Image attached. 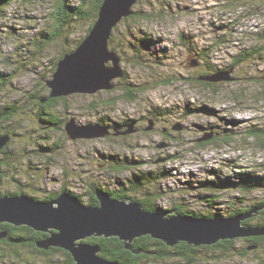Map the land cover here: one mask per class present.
<instances>
[{
  "label": "rangeland",
  "instance_id": "rangeland-1",
  "mask_svg": "<svg viewBox=\"0 0 264 264\" xmlns=\"http://www.w3.org/2000/svg\"><path fill=\"white\" fill-rule=\"evenodd\" d=\"M59 1L10 0L0 11V109L10 106L15 110L11 119L0 124V133L8 131L11 135L3 154L7 177L0 183L1 193L17 191L42 200L66 188L80 195L85 204L87 185L92 181L113 188L117 179H125L133 171L145 174L162 169L171 170V175L146 188L155 193L152 185L164 187L165 194L156 200L159 206L165 208L180 200L187 208L211 212L200 199L203 189L190 188L186 180L211 179V168L220 169L222 175L231 173L233 168L223 160L226 155L239 157L240 172L264 174V148L259 138L249 137L252 123L264 130V0L137 1L133 8L150 13L151 18L120 21L109 40L110 49L121 57L126 77L119 81H124L112 90L63 96L53 111L63 122L73 118L85 124L106 117H130L138 118L143 127L124 138L111 134L92 139H70L63 127L50 129L40 121L38 97L49 92L45 80L51 78L55 70L52 66L86 35L90 24L74 20L52 36V15ZM68 2L75 6L79 0ZM247 48L260 53L234 66L231 81L208 88L195 79L206 71L205 66L228 70L233 57ZM202 50L204 57L200 59ZM190 54L198 57L200 65H191ZM165 76L172 83L153 86ZM125 81L134 86L144 84L146 90L135 101L120 99ZM111 98L118 99L108 101ZM189 107L204 108L209 113L198 112L186 118ZM155 108L169 113L153 121L149 111ZM224 117L237 121L239 137L233 146L198 147L188 143V138L203 133L196 125H226ZM149 120L152 129L146 130ZM177 123L189 128L173 130ZM159 144L165 145L159 148ZM109 159L142 162L138 168L116 174L102 168L110 164ZM239 194L241 204L246 199L241 197L242 192ZM255 194H264V187ZM2 246L0 253L7 251ZM235 247L241 252V246ZM252 250L244 255L219 253L220 259L209 263L264 264L263 254ZM17 253L0 256V264H66L61 252L46 257L20 247ZM198 259L203 264L202 258ZM170 260L149 259L144 264H171Z\"/></svg>",
  "mask_w": 264,
  "mask_h": 264
},
{
  "label": "water",
  "instance_id": "water-1",
  "mask_svg": "<svg viewBox=\"0 0 264 264\" xmlns=\"http://www.w3.org/2000/svg\"><path fill=\"white\" fill-rule=\"evenodd\" d=\"M137 0H102L97 17L81 42L57 62L51 78L45 80L50 97L69 94H94L111 90L115 81L124 75L121 57L109 47V38L114 27L132 13ZM198 64L192 58L191 65ZM232 68L200 76L198 80L211 83L230 81ZM45 101V99H42ZM149 120L147 130L152 129ZM113 127V134L135 132L134 121ZM177 123L173 129H181ZM64 130L70 139H92L109 135L107 125L99 122L78 124L73 118L64 122ZM204 136L202 139H206ZM10 134H0V149L6 145ZM165 144L157 145L159 148ZM98 204H84L68 191H61L48 200L36 199L25 193L0 195V223L14 226L25 225L35 231L48 232L36 245L47 249L55 246L68 251L74 264H122L101 257L99 248L86 242L89 237L116 236L124 241L126 249L133 250L132 241L142 235L163 241L173 246L180 241L193 246L211 245L222 239L249 235H264V227L241 225L252 216L250 212L231 217H193L171 214L169 211H148L141 203L128 197L113 198L105 191H97ZM255 212V211H254ZM0 233V237L5 236ZM134 252H139L134 250Z\"/></svg>",
  "mask_w": 264,
  "mask_h": 264
},
{
  "label": "trees",
  "instance_id": "trees-1",
  "mask_svg": "<svg viewBox=\"0 0 264 264\" xmlns=\"http://www.w3.org/2000/svg\"><path fill=\"white\" fill-rule=\"evenodd\" d=\"M10 0H0V11L2 10V6L9 3ZM87 1L90 2V0H79V2L75 6H71V4L68 2V0H60L56 9L54 10V14L52 15V22L54 25L55 33H53L52 36L58 35L64 28H66L68 25H70L74 20H83V21H90V24L86 30V33L89 31L90 27L92 26L93 22L95 21L97 17L98 9L101 5L102 0H91L90 4L87 6ZM139 1V0H137ZM137 3V2H136ZM151 14L145 13L141 10H135L132 9V13L128 15L127 17H124L121 21L125 20H143V19H150ZM118 25V24H117ZM117 25L114 27L113 30L117 29ZM50 36V38H52ZM83 38H81L77 44L74 46V48L81 42ZM110 40V38H109ZM141 41L144 43V40L141 39ZM131 45V44H130ZM111 47V46H110ZM133 47V46H132ZM73 48V49H74ZM72 49V50H73ZM71 50V51H72ZM70 51H65L62 53L57 61L66 53ZM260 52L257 51L255 48H247L243 49L239 54L237 53L231 62V64L228 66L229 68L236 66L238 64L243 63L244 61H248L249 59L253 58L254 56L258 55ZM199 58L203 59L204 54L203 50L202 52H199ZM56 61V62H57ZM199 62V60H198ZM53 70L56 68V63L54 64ZM206 71L198 74L195 76V79H197L200 76H205L210 73H214L219 70H224L222 68H209L207 66ZM126 74L124 73L123 77L119 78L118 81H115L114 87L112 89H115L118 87L120 83L123 81H119L120 79H125ZM264 77V76H263ZM159 81H155L153 83V86H156L158 84H167L172 83V81H169V78L167 76L164 77V79H158ZM198 80V79H197ZM264 80V78H263ZM1 74H0V84H1ZM126 82V81H125ZM200 84L203 86H212L213 84L204 80H198ZM46 85V84H45ZM47 87V86H46ZM48 88V87H47ZM121 88V93L118 96V98L123 99L125 101H135L138 97V94L144 90H146L145 85L140 86H134L131 82H126L123 84ZM111 89V90H112ZM118 98H111L108 101L113 102ZM42 99H45V101H42ZM63 99V96L60 97H50L49 92L47 95L38 97V103L40 108V121L45 122L47 124L48 128H56V127H63L64 130V122L63 120L57 118L55 114L53 113L54 109L57 107L59 101ZM199 108H188L187 111H198ZM39 113V114H40ZM150 115L153 117L161 116L163 114H168L169 112L167 110H164L162 108L160 109H153L149 111ZM15 115V110L12 107H5V109H0V124L4 121H7L8 119H11ZM45 115V116H42ZM108 118H102L99 122L102 124H105L104 122ZM111 119V118H110ZM1 131V129H0ZM65 131V130H64ZM5 133H8V131H5ZM2 133V134H5ZM134 133V132H133ZM259 132L251 131V135L254 138H260ZM261 137L260 140V146L264 148V130H261ZM1 134V133H0ZM10 134V133H8ZM11 138V135H10ZM10 141V139H9ZM9 141L0 149V183L4 181V177L6 174V166L7 163L3 159V154L5 155L6 147L8 146ZM179 157L177 155H172V158ZM142 162V161H141ZM141 162H134L129 160H119V159H109L110 164L108 166L104 165L102 167L103 169L109 170L114 173H121L125 170H129L131 168L139 167L141 166ZM228 164H230L228 161H225ZM137 167V168H138ZM237 168V167H236ZM212 174H220V169L217 168H211L210 169ZM236 169H234L235 171ZM236 174L238 178V187L242 191H249L252 188H258L264 187V174L257 175L252 174L250 171L245 172H237ZM171 175V170H160V171H149L145 174H137L135 171H133L127 178H123L121 180L117 179L116 182H114V187L112 188H103L100 183H96L95 181H92L91 185H87L88 191L87 193V201L85 204L87 205H97L98 200L96 197L97 191H105L107 192L111 197L113 198H122V197H128L132 200L138 201L142 204V206L148 210V211H171L167 209V207L159 206L156 203V200L160 198L163 193L165 194L166 190L164 187H159L156 185H152L155 188V193L149 191L146 189L151 184H154L155 182H158L159 179H164ZM192 188L193 186L197 188H201L202 194L201 198L202 201H204L207 197L214 196L213 193L208 192L209 187L216 185V181H213V179H199V180H186L185 184ZM224 186V184H221ZM60 190H66L72 195L76 196L79 200H81V196L77 195L70 190H67L66 188H61ZM55 192L54 194L49 195L48 197H44L42 200H47L54 198L57 196L58 192ZM21 192H8V193H1L0 195H17ZM135 193H138V195H134ZM36 199H39L38 197H35ZM180 203V204H179ZM177 203L175 206L176 214H182V215H190L193 217H202L203 212L200 210V208L194 210L187 208L186 205L182 204L181 202ZM175 204V203H173ZM170 204L168 207H170ZM261 207H257V210L259 211ZM211 210H213L211 208ZM227 213L232 212L230 209H224ZM246 210V209H245ZM252 209L247 210L245 213L250 212ZM240 211H233L232 213H239ZM254 213V211H253ZM258 213V212H257ZM171 214V213H170ZM234 216V215H232ZM249 219V218H248ZM6 233L5 236L0 237V244H3V249H6L7 251H2L0 253V256H4L6 254L14 253V255H18L17 248L25 247L26 249L31 250L33 253L39 254L40 256H46V257H52V255L57 254L58 252H61L64 254V261L66 264H74L73 258L71 254L59 247L50 246L47 249L39 248L36 245V242L45 237L48 236L49 233L44 235L43 233H40V231H35L25 225L22 226H14L12 224L2 222L0 223V233ZM37 234H42V237L36 236ZM86 242L96 245L99 248L98 254L108 260L117 261L122 264H144L147 260L153 259L160 261H165L167 259H171V264H199V257L202 258L201 262L205 264L204 262L207 261L213 262L218 261L221 257L219 253L223 254H229L232 253L235 254V242L234 240L231 241H225L220 246L221 249L216 250L215 249H204L200 246H193L191 244H187L186 242L180 241L177 244L173 246L166 245L163 241L159 239L152 238L150 235H142L140 237H136L132 241V249H126L124 247V241L120 240L116 236H110V237H89L86 239ZM263 247V244L262 246ZM264 249V247H263ZM134 250H138L139 252H134ZM246 250V249H245ZM256 250V249H253ZM252 250V251H253ZM259 252V250H258ZM243 253L248 254L249 251L244 249L242 250ZM198 260V261H197ZM210 264V263H209Z\"/></svg>",
  "mask_w": 264,
  "mask_h": 264
},
{
  "label": "flooded vegetation",
  "instance_id": "flooded-vegetation-1",
  "mask_svg": "<svg viewBox=\"0 0 264 264\" xmlns=\"http://www.w3.org/2000/svg\"><path fill=\"white\" fill-rule=\"evenodd\" d=\"M190 55H192L194 59H197V61L199 60L195 54H190ZM197 65H200V61L198 62ZM212 84L214 85L215 83H212ZM212 86H207V87L209 88ZM189 109H190V107H189ZM198 112H201V114H204V115L209 113V112L205 111L204 108H199V110L196 112H194V111L188 112L186 118H189L191 115H194ZM202 112H204V113H202ZM150 119L155 121V117H151ZM132 120L134 121V127L136 128V131H137L139 129V126H140L138 118L122 117V118H118L116 120L108 118L104 123L110 129L109 135H111V134L114 135L113 134V127L115 125H121V128L118 129V131L122 132L126 129V126H124V124H126ZM223 120L228 122V123L226 125H222L220 123H208V122H206L204 124L196 125V127H198L199 130L203 131V133L200 136H198V134H196L194 137L188 138V141H189L188 143H190L191 145H196L198 147H203V146H208V145L222 147L218 144H222V145H226V146H230V145L233 146L232 143L235 142L236 139H238V137H239V136H237L239 134V129H238V126L236 125L237 121L233 117H230V118L224 117ZM99 123H101V122H99ZM250 125H251L250 126L251 130L249 133V137L251 135V131H256V132H259L258 133L259 137H260L259 139L261 140L262 139L261 137H263V136H261V134H263V133H261V130H262V128L260 129L261 126H257L255 123H252ZM181 126L182 127L179 130H182L183 127L185 130H187L189 128L187 125L181 124ZM140 127H142V126H140ZM172 129H173V126H172ZM173 130H175V129H173ZM165 131H163V132H165ZM129 134L119 133L118 135H114V136L124 138ZM109 135H107V136H109ZM204 136H207V138L200 140ZM238 159H239V157L237 155L233 156V157H229L226 155V158H224L223 160H224V162L228 161L230 163L229 164L230 167H232L233 170L231 171V173H227V175L214 174L212 176L211 179H213V181H216V185L210 186L208 192L213 193L214 196L207 197L204 201H202V203L205 205L206 208H210V209L212 208L213 210H211V212H208V210L205 209L206 211L203 212L202 217L203 218H213L215 216L231 217L232 215L244 214L247 210L252 209L255 212L252 214V216H249V217H246L245 219H243L241 221V225L250 226V227H264V194L256 195L255 194L256 191L260 190L258 188H252L249 191H242L238 187L237 175L239 176V174H236V173L241 171L239 169V162H238L239 160ZM235 168H236V170L234 171ZM221 184H224V186H222ZM61 191L62 190H60V192ZM63 191H66V190H63ZM240 192L243 193V196H241V197H245V199H246V200H242L241 204L239 202V200H240L239 199L240 198L239 193ZM250 194L253 197L247 198L246 196L250 195ZM177 201L181 202L180 200H177ZM176 204H177V202L175 204L171 205L170 207H167V209L171 210L170 211L171 214H176V209L174 206ZM257 207H261L259 211L257 210ZM230 208H231L232 212L233 211L238 212L241 209H242V211L239 213H232V212L227 213V212H225L224 209H230ZM170 213L168 214V216L171 215ZM40 233H43L44 235H46L48 232H41L40 231ZM36 236L42 237V234H37ZM47 237L48 236L46 235L45 237H43L39 240H44ZM231 240H234L236 246L242 247L241 252H237V248H236L235 255H237V254L242 255V250L244 248L248 251L251 249H256V250H259V252H261L263 254V258H264V249H263V247H264V235H249V236L235 237L233 239H222V240H219L216 243L211 244V245H199V246L203 247L204 249H215V248H217L216 250H218V249H221L220 246L222 245V243H224L225 241H231ZM262 244H263V247H261ZM232 254H233V251H232Z\"/></svg>",
  "mask_w": 264,
  "mask_h": 264
},
{
  "label": "clouds",
  "instance_id": "clouds-1",
  "mask_svg": "<svg viewBox=\"0 0 264 264\" xmlns=\"http://www.w3.org/2000/svg\"><path fill=\"white\" fill-rule=\"evenodd\" d=\"M231 68H232V71H233V70H234L233 67H231ZM229 69H230V68H229ZM232 77H233V76H232ZM232 79H233V78H232ZM232 79H231V80H232ZM231 80H230V81H231Z\"/></svg>",
  "mask_w": 264,
  "mask_h": 264
},
{
  "label": "bare ground",
  "instance_id": "bare-ground-1",
  "mask_svg": "<svg viewBox=\"0 0 264 264\" xmlns=\"http://www.w3.org/2000/svg\"><path fill=\"white\" fill-rule=\"evenodd\" d=\"M118 80V79H117ZM91 96V95H90ZM94 101V100H93ZM242 248V247H241Z\"/></svg>",
  "mask_w": 264,
  "mask_h": 264
}]
</instances>
